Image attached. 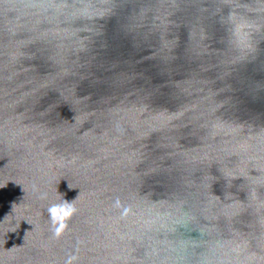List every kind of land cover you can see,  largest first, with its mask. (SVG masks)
Returning a JSON list of instances; mask_svg holds the SVG:
<instances>
[{
    "label": "water",
    "instance_id": "obj_1",
    "mask_svg": "<svg viewBox=\"0 0 264 264\" xmlns=\"http://www.w3.org/2000/svg\"><path fill=\"white\" fill-rule=\"evenodd\" d=\"M72 254L264 264V0H0V264Z\"/></svg>",
    "mask_w": 264,
    "mask_h": 264
},
{
    "label": "clouds",
    "instance_id": "obj_2",
    "mask_svg": "<svg viewBox=\"0 0 264 264\" xmlns=\"http://www.w3.org/2000/svg\"><path fill=\"white\" fill-rule=\"evenodd\" d=\"M79 195V194H78ZM42 197H46L47 193H41ZM74 199L68 200L64 199L62 201L50 203L47 206V211L51 220L52 232L54 235H61L67 227V220L70 218L76 211V206ZM115 206L122 208V215H127L130 211V206H125L122 204L119 197L115 200ZM75 259V254L68 256V264H71V261Z\"/></svg>",
    "mask_w": 264,
    "mask_h": 264
}]
</instances>
